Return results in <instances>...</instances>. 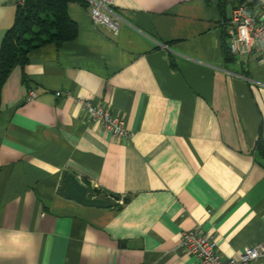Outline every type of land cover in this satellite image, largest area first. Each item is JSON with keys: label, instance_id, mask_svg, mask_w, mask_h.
Listing matches in <instances>:
<instances>
[{"label": "crops", "instance_id": "obj_1", "mask_svg": "<svg viewBox=\"0 0 264 264\" xmlns=\"http://www.w3.org/2000/svg\"><path fill=\"white\" fill-rule=\"evenodd\" d=\"M81 1L76 37L31 51L0 92V264H200L180 246L190 230H211L223 258L264 243V63L224 60L232 7L113 0L114 33ZM19 3L0 0V44ZM65 174L107 207L64 198Z\"/></svg>", "mask_w": 264, "mask_h": 264}, {"label": "built area", "instance_id": "obj_2", "mask_svg": "<svg viewBox=\"0 0 264 264\" xmlns=\"http://www.w3.org/2000/svg\"><path fill=\"white\" fill-rule=\"evenodd\" d=\"M89 5V15L94 24L101 25L114 33L118 32L117 14L113 11V0H84ZM229 52L234 57L254 58L264 63V0L257 8L238 5L231 11L225 25ZM57 93L56 96H60ZM36 96L29 91L27 99ZM83 110L89 119L97 122L116 140L128 139L131 134L126 129L123 118L111 115L100 105L82 101ZM181 249L196 256L200 264H252L264 258V243L245 247L237 257L223 258L216 250L215 235L209 230H190L182 233Z\"/></svg>", "mask_w": 264, "mask_h": 264}, {"label": "trees", "instance_id": "obj_3", "mask_svg": "<svg viewBox=\"0 0 264 264\" xmlns=\"http://www.w3.org/2000/svg\"><path fill=\"white\" fill-rule=\"evenodd\" d=\"M260 1L262 0H217V8L220 15L225 17L228 7L233 9L238 5H246L255 9ZM70 2L84 4L81 0H20L13 25L0 44V92L10 73L16 67L26 65L31 51L48 44L59 47L76 37V24L67 14ZM223 29V58L226 62H232L225 27ZM256 147L264 157V141L258 140Z\"/></svg>", "mask_w": 264, "mask_h": 264}, {"label": "water", "instance_id": "obj_4", "mask_svg": "<svg viewBox=\"0 0 264 264\" xmlns=\"http://www.w3.org/2000/svg\"><path fill=\"white\" fill-rule=\"evenodd\" d=\"M60 191L64 198L86 207L106 208L104 199L88 197V189L81 185L72 175L63 176ZM117 200V198H115Z\"/></svg>", "mask_w": 264, "mask_h": 264}, {"label": "rangeland", "instance_id": "obj_5", "mask_svg": "<svg viewBox=\"0 0 264 264\" xmlns=\"http://www.w3.org/2000/svg\"><path fill=\"white\" fill-rule=\"evenodd\" d=\"M229 11H230V7L227 8V12H229Z\"/></svg>", "mask_w": 264, "mask_h": 264}]
</instances>
